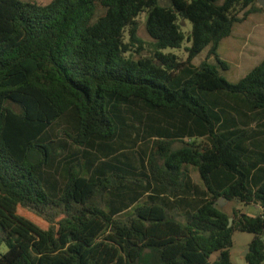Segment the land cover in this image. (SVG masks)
<instances>
[{"label":"trees","instance_id":"1","mask_svg":"<svg viewBox=\"0 0 264 264\" xmlns=\"http://www.w3.org/2000/svg\"><path fill=\"white\" fill-rule=\"evenodd\" d=\"M169 1L0 0V264H234L236 232L264 264V60L237 84L218 69L263 9ZM180 18L185 61L164 53ZM206 49L217 65L195 66Z\"/></svg>","mask_w":264,"mask_h":264},{"label":"rangeland","instance_id":"2","mask_svg":"<svg viewBox=\"0 0 264 264\" xmlns=\"http://www.w3.org/2000/svg\"><path fill=\"white\" fill-rule=\"evenodd\" d=\"M24 2H35L40 5H46L52 0H22ZM159 4L163 7L171 6L169 0H158ZM147 12L141 14L138 18L139 32L138 35L147 44L152 42L146 30ZM179 25L182 28L186 36V40L180 49H167L164 50L165 54H175L181 60L185 61L188 57L186 49L191 47V43L188 41V37L192 33V23L186 19H179ZM148 47V46H146ZM209 49L202 52L194 61L195 66H199L202 62L208 60L210 63L216 64L217 62L213 57H208ZM149 51H143L141 55L133 53L135 59L142 56H148ZM219 58L228 64V69L225 70L222 67H218L221 75L232 84H237L243 77L250 73L256 66H258L264 60V11L256 12L252 14L247 21L235 26L233 34L228 39L224 40L218 50ZM251 128H257V124L253 123ZM180 144H176L179 147ZM142 145L135 147L132 151L133 155L130 156L139 161L146 151V155L149 156L150 152L147 148H141ZM129 152V151H128ZM190 174L195 183H200V177L198 172L191 168ZM219 207L232 215L235 209L242 211L245 214L259 215L261 210L258 207L251 206L245 207L238 202L222 201ZM253 236L247 233L236 232L234 234V247L232 249V260L234 264H248L245 260L244 254L248 250L249 244ZM7 251L6 246L1 247V253ZM218 255H214L212 260H215Z\"/></svg>","mask_w":264,"mask_h":264},{"label":"water","instance_id":"3","mask_svg":"<svg viewBox=\"0 0 264 264\" xmlns=\"http://www.w3.org/2000/svg\"><path fill=\"white\" fill-rule=\"evenodd\" d=\"M257 2H258V5H259V6L263 9V11H264V0H257ZM222 201H227V199H226V198H221V199L218 201V204H220ZM232 222H233V220L231 219V220H230V223H232ZM248 252H249V250H247L246 253L244 254L245 257L247 256Z\"/></svg>","mask_w":264,"mask_h":264},{"label":"crops","instance_id":"4","mask_svg":"<svg viewBox=\"0 0 264 264\" xmlns=\"http://www.w3.org/2000/svg\"><path fill=\"white\" fill-rule=\"evenodd\" d=\"M249 207H251V206H249ZM255 207H258L259 208V206H255ZM249 216H252V215H250V214H248ZM253 216H256V215H253Z\"/></svg>","mask_w":264,"mask_h":264}]
</instances>
